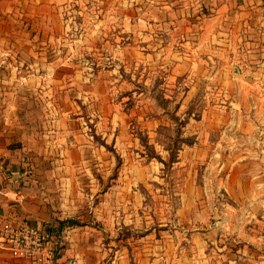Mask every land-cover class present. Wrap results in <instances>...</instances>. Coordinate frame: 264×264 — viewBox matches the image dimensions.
Masks as SVG:
<instances>
[{
    "label": "rangeland",
    "instance_id": "obj_1",
    "mask_svg": "<svg viewBox=\"0 0 264 264\" xmlns=\"http://www.w3.org/2000/svg\"><path fill=\"white\" fill-rule=\"evenodd\" d=\"M62 5L56 43L87 66L83 93L97 96L89 110L103 105L120 121L104 119L95 133L110 160L94 170L105 179L97 187L137 164L123 191L141 195L150 239L164 244L150 248L166 256L154 262L264 264V81L241 80L245 62L264 60V0ZM255 103L258 120L248 118Z\"/></svg>",
    "mask_w": 264,
    "mask_h": 264
},
{
    "label": "crops",
    "instance_id": "obj_2",
    "mask_svg": "<svg viewBox=\"0 0 264 264\" xmlns=\"http://www.w3.org/2000/svg\"><path fill=\"white\" fill-rule=\"evenodd\" d=\"M64 2L0 0V157L5 165L0 225L25 221L46 229L57 245L46 264H65L73 255L83 264H157L154 259L166 256L155 257L150 248L164 244L150 239L155 227L138 209L141 195L123 191L136 183L137 164L124 163L123 172L119 165L106 187H97L100 177L105 179L94 170H103L110 160L95 133L102 122L120 121L105 118L98 102L90 112L89 102L97 96L83 93L87 66L74 63L73 50L63 52L56 43L64 40L58 32ZM245 65L242 86L259 88L264 60ZM255 105L248 114L252 120L259 119ZM245 127L254 139L253 124ZM0 264L34 263L0 247Z\"/></svg>",
    "mask_w": 264,
    "mask_h": 264
},
{
    "label": "built area",
    "instance_id": "obj_3",
    "mask_svg": "<svg viewBox=\"0 0 264 264\" xmlns=\"http://www.w3.org/2000/svg\"><path fill=\"white\" fill-rule=\"evenodd\" d=\"M4 179L5 165L0 157V194L4 192ZM0 247L7 249L14 257L27 258L34 264L50 263L57 250L46 229L25 221H5L0 225ZM65 264L83 263L73 255L68 257Z\"/></svg>",
    "mask_w": 264,
    "mask_h": 264
}]
</instances>
